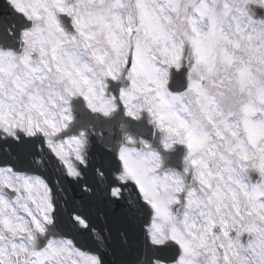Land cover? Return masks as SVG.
Masks as SVG:
<instances>
[{
    "label": "snow or ice",
    "instance_id": "snow-or-ice-1",
    "mask_svg": "<svg viewBox=\"0 0 264 264\" xmlns=\"http://www.w3.org/2000/svg\"><path fill=\"white\" fill-rule=\"evenodd\" d=\"M0 264H264V0H0Z\"/></svg>",
    "mask_w": 264,
    "mask_h": 264
}]
</instances>
